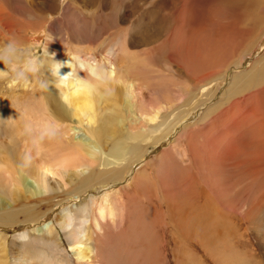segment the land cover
<instances>
[{"label": "rangeland", "instance_id": "1", "mask_svg": "<svg viewBox=\"0 0 264 264\" xmlns=\"http://www.w3.org/2000/svg\"><path fill=\"white\" fill-rule=\"evenodd\" d=\"M0 9L11 16L8 27L0 25V123L5 115L17 117L22 105L37 110L36 100H44L46 92L59 101L65 91L73 92L76 80L94 84L80 115L60 121L44 107L39 112L54 131L63 129L70 147L76 135L90 144L84 152L92 157L91 165L84 177L30 197L17 195L9 180L3 186L0 178V264H13L19 250L24 253L38 241L48 256L55 247L70 264H101L100 253L93 262L75 254L57 217L64 209L86 204L93 218L95 205L104 199L109 204L110 191L129 190L125 185L132 169L152 157L170 160L177 174L175 198L161 204L166 216L165 233L158 236L163 264L207 259L198 245L207 230V244L228 248L230 263L244 264L246 259L264 264V0H0ZM109 50L115 65L108 63ZM65 60L70 72L59 80L55 67ZM77 69L83 77L75 74ZM184 126L190 132L201 127L208 131L203 138L185 139ZM70 128L75 132H68ZM218 129L231 137L218 140ZM201 139L211 143L208 158L224 163L221 167L236 185L235 196L218 201L202 188L190 166ZM169 145L178 147L174 157L161 154ZM6 160L17 179L12 159L6 155ZM147 179L153 180L152 174ZM226 202L236 210L232 215L224 209ZM149 203L157 206L153 198ZM206 221L208 229L202 227ZM45 225L53 232L38 235ZM85 227L92 235L93 228ZM99 240L97 233L74 245L82 254ZM207 260L213 264L210 256ZM214 262L223 264L220 258Z\"/></svg>", "mask_w": 264, "mask_h": 264}, {"label": "bare ground", "instance_id": "2", "mask_svg": "<svg viewBox=\"0 0 264 264\" xmlns=\"http://www.w3.org/2000/svg\"><path fill=\"white\" fill-rule=\"evenodd\" d=\"M10 17L11 16L7 11L0 9L1 26H6V22L10 21ZM6 31L11 32V29H6ZM2 37H4L3 32H0V38ZM107 54L109 58L107 59L108 63L110 65H115V63L111 61L113 60L110 57L111 51H107ZM77 57L85 61H91L93 59L91 55H79ZM0 71H2V69H0ZM55 72L59 80H61L66 73H69L70 66L67 60L55 67ZM75 74L79 77H83V73H81L78 69L75 71ZM254 78L255 75L253 74V76H249L247 80L250 82ZM66 85H69V83ZM41 87L43 88L44 85ZM72 87L74 88L73 92L68 94L65 91V94L62 93V98H59V101L56 100L58 98L54 96L55 94H52L51 92L42 94V91L41 94L43 96L39 92V95L43 98L46 97L45 99L47 100L45 102V99L42 100L45 104L42 101L37 102L39 100L37 99L34 107L37 110L32 108L33 111H30L24 107L25 105H22L21 111L17 110L16 112L17 117L14 118L12 115L7 117L5 115L0 123V148H2L0 152L2 153L0 156V178L3 186H5L6 182L9 180V186L13 187L12 191L19 196L21 193H27V196L30 197L32 195H39L47 191H51L53 188H63L67 184L72 183L73 180L84 177L83 175L89 170L91 165L90 159H92V157L84 151L86 150L87 145L90 146V144H87V142H85L80 136L76 135L73 136V139H75L73 147H70L68 141H65L64 132L61 133L63 129L60 132L54 131L51 128L49 120L44 121V119L39 115L41 108H45L44 110L47 111V115L53 118V120L61 121L64 119H72V116L80 115V112L83 111L82 109L87 105L86 99L94 93V84H90L82 79H79L74 82ZM129 87L130 89L136 88V86L131 82ZM45 88L46 87H44V90ZM46 90L49 91L47 88ZM115 92L116 88L113 89V96L115 95ZM43 98H40V100ZM113 117L114 119H118L120 118V115L116 112V115ZM70 130L73 131V133L75 132L73 128H70L68 132ZM207 131L208 130L201 127L200 129H195L190 132L189 127L184 126L181 129V135L185 139H188L192 135H200V137L203 138L202 134H205ZM217 131L218 140L223 136H226V139L227 137H231V134L225 129H218ZM49 132H52V134H50L52 138H48L47 134ZM260 138L261 137H256L255 140ZM228 141H230V139ZM219 142H222V140ZM208 144L210 145L211 143ZM209 145H207V142L202 140L198 145L199 152L190 155V162L195 165L193 168L194 174L201 180L200 183L202 184V188L205 189V192L208 193L212 199L219 201L220 199L233 197L237 191L236 185L230 180V174H228L227 171L221 167L224 163H220L219 160H214V162H212L208 158L207 146L209 147ZM167 147V149L164 148L161 151V154L167 153L173 157L172 153L174 150H177V145H169ZM5 154L12 159L13 164L16 166L15 171L17 172V179H15V176L12 175V171L7 167ZM155 161L154 157L150 159L151 163H155ZM159 177L163 183L164 189L163 202L165 203L166 199H170L171 201V199L174 198L172 193L173 191L171 190H174L176 175L172 171H165L163 174L159 172ZM166 178L169 179L166 180ZM146 180L147 183L145 185L144 183ZM125 186L130 189L126 190L119 188L117 190L110 191L107 194L106 197H109L111 200V205L108 204L106 199H104L103 203L95 205L93 218L90 216L87 205L80 204L76 207V209H64L61 211L57 217L58 225L63 230L65 237L71 242V248L74 250L75 254H77V256L81 259H90V262H93L96 257H99L100 253V260L103 264H126L128 261L130 264H163V257L161 253L162 247L159 244L160 240L158 241V236L159 234L162 235L165 233H163L165 230H163L162 224L166 221V216L165 211L162 208H159L156 205L153 206L149 203V200L151 198L155 200V197L152 193L151 182L147 179L145 170L139 172L137 171ZM146 186L147 189L145 188ZM131 193L138 194L139 199L135 201L131 198L128 199L127 197ZM117 194L123 195L125 198L121 200H114ZM8 198L12 199L10 196H8ZM135 204L142 205L146 213H151L153 215V221L151 224L144 227V232L150 240L149 248L145 251L139 252V255L142 257L140 260L133 261L128 260L124 256V251L128 247V241L126 240L127 229L125 228V214L127 213V210ZM121 205H123V207H127V210H121L122 213L117 215L114 212L115 207ZM224 207L226 212L230 213L229 215H232L231 213L236 211L232 207L231 203H224ZM167 220L169 219L167 218ZM86 223L88 226L93 228L92 235L90 233H85ZM183 228L184 227L182 226L181 230H183ZM39 231L40 234L38 235H41V232H45L46 234H51V232H53L50 225L42 226ZM97 233L100 236L98 245L92 241V250L90 251L89 245H87L81 254L78 246L74 245V243L80 244L84 241V239L89 241L92 239V236L95 237ZM113 235H118L119 238L117 241L112 239ZM243 238L244 237H242V239ZM40 246V242L38 241L35 247L26 249L24 253L19 250L16 259L13 260V264H70L68 257L62 251H57L54 247L49 249L50 256H48L47 249ZM2 249L3 243L0 242V250ZM81 264L88 263L84 262Z\"/></svg>", "mask_w": 264, "mask_h": 264}, {"label": "crops", "instance_id": "3", "mask_svg": "<svg viewBox=\"0 0 264 264\" xmlns=\"http://www.w3.org/2000/svg\"><path fill=\"white\" fill-rule=\"evenodd\" d=\"M175 151V150H174ZM174 151L172 153L173 157H174ZM145 158L143 159V162L139 165L136 166V168H133L131 171V175L128 177L127 181L131 180V178L135 175V173L138 171H142L145 170L146 174L148 173V176L150 174H152L153 176V180H151L150 182L152 183L151 185V189H152V193L155 197V202L157 204V207L161 208V204H163V200H164V189H163V183L159 177V172L160 173H165V171H172L170 169V164L169 161L170 160H165L166 163H162L161 162V158H156V162L155 163H151L150 160L149 162L144 161ZM145 162V164H144ZM171 162V161H170ZM178 166V165H177ZM182 164L180 163V165L178 167H181ZM190 166L192 168L195 167V165H193L190 162ZM173 172V171H172ZM177 176V174H175ZM169 179V178H168ZM167 179V180H168ZM180 177H177V181L179 182ZM157 190H159L160 192V196L158 197L156 195ZM173 196L175 198L176 193L175 190H173ZM125 196L123 195H119L117 194L116 197L114 198V200H121L124 199ZM128 199H132V200H138L139 199V195L136 193H131L128 197ZM109 205H111V200H109ZM202 208L204 210L207 209L206 204L204 203V201L202 202ZM184 208L181 207L180 210H183ZM121 210H127V207H123V205L121 206H117L115 207L114 212L117 215H120L122 213ZM227 213V212H226ZM126 216V224H125V228L127 229V234H126V240L128 241V247L127 249L124 251V256L128 259V260H140L142 257L139 255L140 251H145L149 248L150 245V240L148 239V237L146 236L145 232H144V227L146 225L151 224V222L153 221V215L151 213H146L144 210V207L142 205H138L135 204L133 205L129 210H127V213L125 214ZM165 221V220H164ZM183 221L181 220V223ZM185 224H187L185 222ZM166 225V221L162 224V228ZM201 225V223H200ZM205 227L204 229H208L207 228V221L203 222ZM189 226V224H188ZM209 230H207L204 234H200L199 239H198V245L201 248V251L205 254L207 252V254H205V256L207 257V259L209 258V256L211 257V261L213 262V264H215L214 260H217L220 258L222 259L223 264H233V262L230 263V261L233 259V256H231V251L226 248L221 246V244L218 243H208L210 241V239L208 238L209 236H211L209 234ZM205 235V236H204ZM213 238H216V235L212 234ZM118 235H113L112 239L114 241L118 240ZM228 247H230V245H228ZM162 250V248H161ZM244 252L248 251V252H252L249 251L247 249H243ZM241 250H239L240 252ZM188 254L183 252V257L186 258ZM237 255V253L235 254V256ZM190 256V255H189ZM251 256H254L253 253H251ZM207 259H205L204 261H200V264H208L207 263ZM242 261L244 262V264H254V261L252 260H246V259H242ZM103 264V262L101 263ZM126 264H130V262L128 261Z\"/></svg>", "mask_w": 264, "mask_h": 264}]
</instances>
